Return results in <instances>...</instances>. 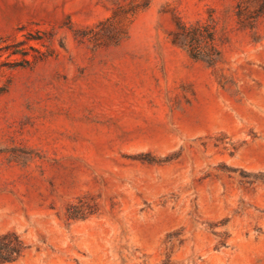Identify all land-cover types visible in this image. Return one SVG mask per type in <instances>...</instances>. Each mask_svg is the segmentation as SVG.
Returning <instances> with one entry per match:
<instances>
[{
    "label": "rangeland",
    "instance_id": "obj_1",
    "mask_svg": "<svg viewBox=\"0 0 264 264\" xmlns=\"http://www.w3.org/2000/svg\"><path fill=\"white\" fill-rule=\"evenodd\" d=\"M0 264H264V0H0Z\"/></svg>",
    "mask_w": 264,
    "mask_h": 264
},
{
    "label": "trees",
    "instance_id": "obj_2",
    "mask_svg": "<svg viewBox=\"0 0 264 264\" xmlns=\"http://www.w3.org/2000/svg\"><path fill=\"white\" fill-rule=\"evenodd\" d=\"M126 20V16L122 17V15L119 14H114L108 19L110 23L108 32L112 34V37L120 39L124 36L126 33ZM202 40H214L213 32L209 27L203 31L200 26H188L180 22L177 24V30L174 32L172 42L176 45L188 48L195 58H199L193 51L197 52L195 48Z\"/></svg>",
    "mask_w": 264,
    "mask_h": 264
}]
</instances>
